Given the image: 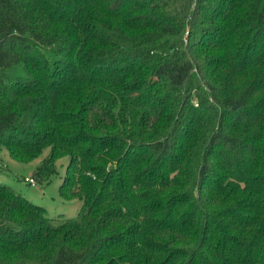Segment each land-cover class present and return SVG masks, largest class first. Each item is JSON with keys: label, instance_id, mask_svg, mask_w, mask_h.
I'll list each match as a JSON object with an SVG mask.
<instances>
[{"label": "trees", "instance_id": "obj_1", "mask_svg": "<svg viewBox=\"0 0 264 264\" xmlns=\"http://www.w3.org/2000/svg\"><path fill=\"white\" fill-rule=\"evenodd\" d=\"M0 147L82 201L0 182V264H264V0H0Z\"/></svg>", "mask_w": 264, "mask_h": 264}, {"label": "rangeland", "instance_id": "obj_2", "mask_svg": "<svg viewBox=\"0 0 264 264\" xmlns=\"http://www.w3.org/2000/svg\"><path fill=\"white\" fill-rule=\"evenodd\" d=\"M57 46H50L46 53L55 58ZM9 75L12 79L26 77L23 65H17L10 69ZM46 148L44 153L36 160L23 163L14 159L7 149L0 147V182L13 186L32 202L45 207L51 217L66 216L75 217L82 208V201L78 198L66 200L62 197L60 186L66 174V166L69 157H63L57 161L58 172L52 176L51 181H40L35 177V172L41 161L49 154ZM34 177L36 185H32L27 179Z\"/></svg>", "mask_w": 264, "mask_h": 264}, {"label": "built area", "instance_id": "obj_3", "mask_svg": "<svg viewBox=\"0 0 264 264\" xmlns=\"http://www.w3.org/2000/svg\"><path fill=\"white\" fill-rule=\"evenodd\" d=\"M28 182H30L32 185H36V181L33 178L27 179Z\"/></svg>", "mask_w": 264, "mask_h": 264}]
</instances>
